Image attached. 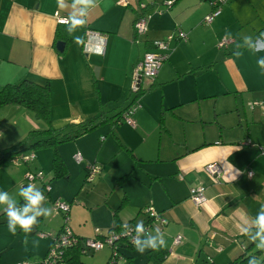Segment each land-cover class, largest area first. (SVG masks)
<instances>
[{
	"label": "crops",
	"instance_id": "crops-1",
	"mask_svg": "<svg viewBox=\"0 0 264 264\" xmlns=\"http://www.w3.org/2000/svg\"><path fill=\"white\" fill-rule=\"evenodd\" d=\"M163 1H169V6L163 7ZM180 1L91 0L86 7L77 0H62L64 6L60 7V0H0V85L25 77L49 83L53 125L60 129L90 120L102 110L128 103L135 66L146 52L159 51L155 41L173 35L168 41V59L157 78L152 82L145 80L144 88L155 92L156 97L150 105L146 100L143 109L151 106L154 112H160V122L164 126L166 107L170 110L190 102L200 103L202 98L216 100L228 95L238 99L252 94L250 98H255L250 103L255 113L253 122L260 123L257 119L264 113L253 106L264 103V69L257 63L264 58V47L254 51L252 45L257 42L264 45V32L258 34L264 26V0H228L212 23L205 22L214 9L210 2L195 0L184 13L175 10ZM256 5L263 7L254 14L252 8ZM81 11L84 15H80ZM73 15L85 23L76 26L71 41L60 39L66 43L64 51L60 52L56 47L59 19H68L72 26ZM141 17L147 20L142 33L137 32L135 26ZM88 31L94 34L88 35ZM180 33L186 37H181ZM225 37L231 42L226 51L221 52L219 40ZM247 37L252 40L246 42ZM213 63L209 69L201 68ZM170 86L175 89H167ZM198 117L183 120L207 122L202 119V110ZM210 123L222 129L226 127L217 116ZM42 126L33 113L22 106L0 109V150L15 145L33 129ZM113 132L137 160L134 150L124 145ZM88 134L60 146L69 168L74 166L70 163L72 159L79 171L82 166L85 182L87 166L98 162L92 156ZM227 135L210 132L201 140L190 141L186 134L180 149L174 150L168 158H161L173 162L172 173L181 180L182 191L178 193L171 187L162 192L164 202L159 208L153 200L152 205L139 207L137 214L129 219L119 213L123 199L125 203L129 200L125 194L113 210L111 225L99 226L97 234L103 235L113 227L117 210L126 227L132 219H136V223L144 220L146 215L139 214L141 209L154 207L167 219L166 224L159 223L162 228L167 225L163 246L169 250L162 264H231L249 248L253 242L251 237L259 231L255 221L262 207L251 203L250 193L260 177L256 178L254 172L252 177L246 175L247 164H251L248 160L263 156L264 148L260 151L257 142L249 137L237 140L232 134ZM246 141L251 143L243 146ZM50 152H38L37 159L29 164L10 162L0 168V190L7 192L10 201L17 203L23 198L20 190L28 186L25 177L28 178L30 169L45 170L52 163L53 151ZM78 152L83 155L80 163L75 159ZM212 162L223 167L220 179L206 171V166ZM126 174L131 175L132 171ZM32 186L37 187V184ZM200 186L207 188L208 201L198 207L191 199V189ZM0 210H7V205H0ZM74 231L85 237L82 231ZM178 235L183 236L180 244L175 243ZM147 261L148 258L145 264H154Z\"/></svg>",
	"mask_w": 264,
	"mask_h": 264
},
{
	"label": "rangeland",
	"instance_id": "rangeland-1",
	"mask_svg": "<svg viewBox=\"0 0 264 264\" xmlns=\"http://www.w3.org/2000/svg\"><path fill=\"white\" fill-rule=\"evenodd\" d=\"M194 2L195 0H182L175 6V10L178 9V11L186 13L190 9L188 7ZM208 2L210 1L204 0V3ZM261 7L256 5L252 8V12L255 14L262 9ZM222 39L220 38L219 43ZM220 51L226 50L220 49ZM259 79L261 80V77ZM171 88L175 89V86L167 87V89ZM259 91V93H263V91ZM251 95L238 99L222 95L216 100L202 98L200 103L190 102L170 110L166 107L164 126L160 122V112H154L151 106L143 109L146 100L147 104L150 105V102L155 99V92L144 95L139 100L140 107L131 115L136 126H131L126 121L117 123L113 127L106 123L88 134L92 156L98 159L96 164L100 168L94 176L93 182L83 181L82 166L79 171V167L73 159L70 161L74 166L70 167L69 180L59 179L51 182L50 196L52 197L45 200V206L51 209V214L43 217V231L46 232L47 236L41 237L38 234L24 242L17 236L16 232L13 234L9 231L8 225L0 226V264H37L44 257L51 242V235L55 234L62 224H65V216L55 207L52 199L58 198L69 204L68 225L77 232L82 231L85 235L84 238L90 237L91 239L96 237L99 226L109 227L111 225L113 210L120 205L125 194L128 195L129 200L119 212L124 219L135 216L139 207L152 205L154 201H156L154 203L156 208H159L164 202L162 192H167L171 187L178 193L183 189L181 180H178L172 173L173 162L161 158H168L174 150L180 149L186 134L192 141L201 140L200 138L206 133L219 132L221 134L222 132L226 137L227 134H232L237 140L249 137L257 142L259 150L264 148V116L257 119L260 123L253 122L255 113L250 109L252 107L250 103L254 102L255 98H250ZM201 110L202 119L207 122L183 120L184 118H188V120L195 117L200 118L198 116ZM217 112H220L219 115ZM216 116L221 123L226 124L225 128L222 129L219 128L220 125L210 123V121L215 120ZM22 119L21 117L20 120L22 121ZM239 119L242 120V123H238ZM112 129L118 134L124 145L134 150L137 160L121 145ZM40 151L51 153L50 149H40L36 151V154ZM263 157L264 155L248 160V163L251 164H247L246 175L248 178V171L252 170L256 174V178L257 176L260 177V180L255 183V190L250 193L252 195L250 197L251 203L259 207H264ZM51 166L52 163L45 168L46 180L49 178ZM36 171L39 173L40 169H36ZM131 171L132 174L129 177L127 176L122 181L119 180L123 174ZM160 175L162 176L157 177ZM36 182L39 183L38 178L34 180L25 177V184L33 185ZM142 217L143 215H141ZM156 227L164 234L160 229V224ZM155 230L151 229V232L155 234ZM147 237V233L141 235V239ZM82 240L86 244V239ZM122 249L126 254L134 256L137 264H145L148 249L144 253L138 252L136 248L126 247ZM112 251L113 248L104 240L103 249L95 251L87 249L82 258L89 264H106ZM119 261L120 264H128L125 255L121 254Z\"/></svg>",
	"mask_w": 264,
	"mask_h": 264
},
{
	"label": "trees",
	"instance_id": "trees-1",
	"mask_svg": "<svg viewBox=\"0 0 264 264\" xmlns=\"http://www.w3.org/2000/svg\"><path fill=\"white\" fill-rule=\"evenodd\" d=\"M209 1L212 5V0ZM222 5L223 4L219 6L221 8V12H222ZM221 12L214 17L213 21L215 20L216 17H218L221 14ZM70 28H72V26L69 22L59 23L56 33V42L60 39L65 40L66 42L71 41L73 39L72 37L73 30L69 31ZM263 32H264V26L261 28L258 34ZM225 38L229 40L228 37ZM252 43L253 41L247 45H251ZM229 44L230 42L224 46H221L219 43V46L221 49H226L228 48ZM214 63L208 66H203L201 68L209 69L214 66ZM149 92L150 91L148 89H144V88L136 93L131 91V96L128 100L129 101L128 103L117 106L111 110H102L96 117L90 120L75 124H69L65 127L58 129L54 127L52 120V97H51V87L49 83H41L30 77H25L19 81L8 82L0 85V109L10 105L22 106L27 110H29L31 113H33L35 118L39 120L43 125L42 127L33 129L23 140L19 141L15 145L0 150V168L6 165L7 163L15 162L14 160H19L21 161L20 163L29 164L37 159L36 151L40 149L52 150L53 151L52 167L49 170V174H48L49 178L47 180L45 178L47 174L45 175L44 169H40L39 173H37L36 169L33 168L30 169V173L35 175L34 180L38 178L39 181V183L37 182L35 183L37 184V187L35 188L42 191L46 198L51 199L50 198L51 182L59 179L69 180L71 175L70 168L61 154L60 146L72 140H76L78 137L84 134H88L94 131L96 128L102 126L103 124L109 123L113 127L117 123L118 124L123 123L124 121L127 122V118H131V115L135 113L133 111L130 112L132 106H134L135 103L139 104V100ZM170 109H172V107ZM112 131H114V129H112ZM250 143L251 142H249L248 144L244 143L243 146L249 145ZM131 153L133 154L132 151ZM27 157L30 158L26 160ZM86 171L88 175V166L86 168ZM87 175H86V180L88 181ZM129 175L130 174H126L122 176L121 181L124 180ZM92 181H88V182H92ZM57 199L58 198L52 199L53 204H55V201ZM25 204L26 201L24 198H22L20 201L15 203V206L17 208H20L23 207ZM124 204H125V199H123L120 206ZM149 209H150L149 206L144 209H141L139 214L144 213L146 215V217L142 221L144 224V233H147V235L148 234L152 235L151 229H157L158 227L156 226H158L159 223L161 224V219H165V223L163 224H166L167 219L162 211L160 212L157 211L159 218L157 217V215L152 216L151 211H149ZM61 212L65 216V224H63L62 228L58 230L55 234L51 235L50 246L46 250L44 257L41 258V260L38 261L37 264H89L88 262L83 260L82 256L85 252H87V249H91L94 251L95 249L88 246L87 243L85 244L82 239H86L87 242V240L91 238L90 237L83 238L82 236L77 235L75 231L68 225L69 222L68 216L70 209L68 211H61ZM116 212H117L115 215L116 221L113 227H111V229H109L105 234L103 235L97 234L96 237L92 239L103 241L106 237H108L110 233H112L113 231L116 232L119 235V239H117L114 242V244L111 246L113 248V251L110 257L108 258L106 264H119V262L117 263V260L121 257V254L127 257L129 264H137L134 259V256L130 254H126L122 249V248L125 249L126 247H129L130 249H135V247H134V243L131 242L130 237L124 236L126 227H124L122 222L120 221L118 210ZM38 220L39 223L35 225L33 227V231L27 235L23 232V229L17 226L16 232L19 234V236H21L22 241L27 242L28 240H30L31 238L35 237L38 234L40 236L42 234H46L42 228L43 217H38ZM136 224H137L136 219H132L127 225L135 227ZM1 225H8L7 210L4 211L0 210V226ZM166 226L167 225H164L163 228L161 226L160 229L164 232ZM67 227L71 229L76 240L70 245L69 244L61 245L58 239L60 238L64 229ZM258 243H259V238L255 242H252L249 248L245 249V251L239 257L235 258L231 262V264H249V262L252 260H255L256 264H264V250L258 249L256 247ZM56 245H60V247L58 249V253L56 254L57 256H54L52 255V249ZM168 252L169 250L165 246L159 247L157 249H148L147 262L148 263L152 262L154 264H162L165 261ZM112 261H114V263Z\"/></svg>",
	"mask_w": 264,
	"mask_h": 264
},
{
	"label": "built area",
	"instance_id": "built-area-1",
	"mask_svg": "<svg viewBox=\"0 0 264 264\" xmlns=\"http://www.w3.org/2000/svg\"><path fill=\"white\" fill-rule=\"evenodd\" d=\"M227 0H212V5L214 6V10L208 14L205 18L206 23H210L213 21L214 17L218 15L221 12V8L219 7L221 4L226 3ZM59 21L61 23H68L69 20L66 18H60ZM146 25H147V20L144 17H141L137 20L135 26L137 32H144L146 30ZM88 35L94 34L93 31H88ZM181 37H184L185 35L183 33H180ZM186 37V36H185ZM174 36L170 35L167 39L164 40H158L155 41V46L156 48L159 49L158 52H151L148 51L145 53L144 57L138 62V64L135 66L134 73H133V81H132V87L131 91L133 92H139L141 89L144 88V85L146 81H154L164 64V62L168 59V54H167V49H168V41L172 40ZM231 42V40L228 39H223V41L220 42L221 46L226 45L227 43ZM146 80V81H145ZM145 89V88H144ZM140 107V104L135 103L134 106H132V109L130 112H136L138 108ZM259 107L261 112L264 113V103L261 105H254L253 108ZM127 122L131 126H135V122L132 118H127ZM245 144H248L249 141L244 142ZM243 143V144H244ZM30 157H27L29 159ZM75 159L78 163L83 161V155L81 152H78L75 155ZM15 162L20 163L21 161L19 160H14ZM100 168L96 164H91L88 166V175L87 179L88 181H92L94 179V176L99 172ZM206 171L209 173L211 176L215 177L216 179H219L222 177L224 170L223 167L218 163V162H212L206 166ZM249 176H253V171L248 172ZM28 178L34 179L35 175L32 173H29ZM182 178V177H180ZM206 187L200 186L196 188L191 189V199L193 202L198 206L201 207L203 206L207 201L208 197L206 195ZM55 207L60 211H68L70 209V206L68 203L57 199L55 201ZM149 211H151V215L155 216L157 214V211L154 208H150ZM159 218V217H158ZM160 220V219H159ZM161 223H165V219H161ZM41 236H46V234H42ZM124 236H129L131 242L134 243L135 239L141 238L137 237L135 227L133 226H126V231L124 232ZM119 239V235L116 232H112L106 237L104 240L107 242L110 246L114 244V242ZM183 239L182 235H178L175 239L176 244H180ZM76 238L73 235V232L71 229L68 227L64 229L63 233L61 234L60 238L58 241L60 242L61 245H66V244H72ZM104 240H93V239H88L87 240V245L90 246L91 248H94L95 250H100L104 247ZM60 245H56L52 249V255L57 256L56 254L58 253ZM114 263V261H112ZM120 261L119 259L117 260V263Z\"/></svg>",
	"mask_w": 264,
	"mask_h": 264
},
{
	"label": "clouds",
	"instance_id": "clouds-1",
	"mask_svg": "<svg viewBox=\"0 0 264 264\" xmlns=\"http://www.w3.org/2000/svg\"><path fill=\"white\" fill-rule=\"evenodd\" d=\"M77 3L84 4L86 7L90 5L91 0H77ZM59 6L63 7L62 0L59 2ZM80 15H84L81 11ZM85 22L78 19L75 15L72 17V31L78 25H82ZM251 37L246 38V42L251 41ZM264 45L259 42L252 45L254 51H259ZM257 63L262 69H264V58H260ZM20 195L25 199L26 204L23 207L17 208L15 203L10 201L7 192L0 190V205H7L8 216V229L15 234L17 226L23 229V232L27 235L33 231V227L39 223L38 217H47L51 214V209L45 206L46 197L42 191L29 184L26 188L20 190ZM259 228L256 236H252L253 242L259 238V243L256 245L258 249L264 250V207H262L259 215L255 221ZM137 237H140L144 233L143 222H138L135 226ZM245 233L247 229L243 230ZM165 244L164 235L157 228L155 234L147 238H137L134 241V247L140 253H144L146 249H157ZM249 264H256L255 260L249 262Z\"/></svg>",
	"mask_w": 264,
	"mask_h": 264
},
{
	"label": "water",
	"instance_id": "water-1",
	"mask_svg": "<svg viewBox=\"0 0 264 264\" xmlns=\"http://www.w3.org/2000/svg\"><path fill=\"white\" fill-rule=\"evenodd\" d=\"M169 1H163L162 6H169ZM66 43L62 40H59L56 44L57 50L63 52L65 49Z\"/></svg>",
	"mask_w": 264,
	"mask_h": 264
}]
</instances>
